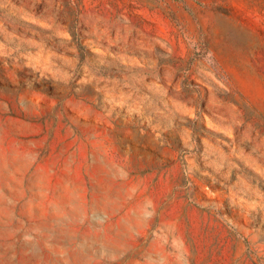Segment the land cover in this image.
Segmentation results:
<instances>
[{"label": "rangeland", "instance_id": "374dc122", "mask_svg": "<svg viewBox=\"0 0 264 264\" xmlns=\"http://www.w3.org/2000/svg\"><path fill=\"white\" fill-rule=\"evenodd\" d=\"M0 264H264V0H0Z\"/></svg>", "mask_w": 264, "mask_h": 264}]
</instances>
